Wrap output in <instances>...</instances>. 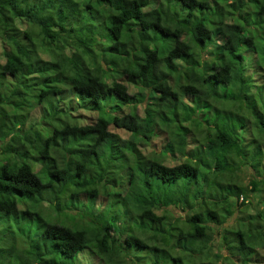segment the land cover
<instances>
[{
    "label": "trees",
    "instance_id": "16d2710c",
    "mask_svg": "<svg viewBox=\"0 0 264 264\" xmlns=\"http://www.w3.org/2000/svg\"><path fill=\"white\" fill-rule=\"evenodd\" d=\"M0 223V264H264V0H0Z\"/></svg>",
    "mask_w": 264,
    "mask_h": 264
},
{
    "label": "rangeland",
    "instance_id": "374dc122",
    "mask_svg": "<svg viewBox=\"0 0 264 264\" xmlns=\"http://www.w3.org/2000/svg\"><path fill=\"white\" fill-rule=\"evenodd\" d=\"M20 28H22V27H20ZM65 105H66V109L67 110H71V109H73L74 108V106H70V105H68L67 104V101L65 102ZM69 112H71V111H69ZM30 117H31V119H33V120H35L38 116H39V109H38V107H35V108H32L31 109V111H30ZM82 116H87V117H84V122L86 123V122H88V121H91V120H93V118H94V115L92 114H88V113H82ZM162 143V141H157V142H155L153 145H151V148L152 149H154V150H158L159 149V146H160V144ZM148 150H149V148H148ZM146 152H148V151H146ZM165 163L167 164V165H173L174 164V160H166L165 161ZM242 180H246L245 178L244 179H242ZM124 189H120L119 187H116L117 189L119 188V190H117L118 192H119V194L121 195H124L125 194V191H129L128 190V188H125L124 186H122ZM124 201L125 200H127V196H126V198H124L123 199ZM123 202V201H122ZM43 204H44V210H42V211H40V213H38V216L37 217H39V219L41 220H45V216H51L52 214L53 215H56L57 217L59 216V221H58V223H61V224H64V221H67V217H65V214L64 213H62L61 214V212H52L51 210H49L48 211V208L46 207L47 206V203L46 202H43ZM122 205H123V203H122ZM180 206H181V204H180ZM246 206H248V205H246ZM254 205H252V206H248L247 207V210L245 211V212H248V213H251L252 212V210H251V207H253ZM124 207V205L121 207V210L123 211V210H125V208H123ZM182 207V206H181ZM21 208V207H20ZM235 207H233L232 209H234ZM240 208H242V207H240ZM21 210H23L22 208H21ZM172 212H173V214H174V216L176 217V216H178V215H180L181 213L177 210V209H174V208H171L170 209ZM120 213L121 214H123L121 211H120ZM172 217V216H171ZM170 217V218H171ZM127 219H128V217H127ZM135 219L137 220L138 218L137 217H135ZM121 221H125V219H123V220H121ZM138 221V220H137ZM2 223V222H1ZM1 223H0V229H2L4 226H2L1 225ZM13 229L16 231L17 229H16V224H15V221L13 222ZM15 233V232H14ZM85 256H86V253H85V251H82L80 254H79V260L80 261H82V260H84L85 259ZM87 264H93V262L91 263V261H87Z\"/></svg>",
    "mask_w": 264,
    "mask_h": 264
},
{
    "label": "clouds",
    "instance_id": "9594fccd",
    "mask_svg": "<svg viewBox=\"0 0 264 264\" xmlns=\"http://www.w3.org/2000/svg\"><path fill=\"white\" fill-rule=\"evenodd\" d=\"M241 199V198H240Z\"/></svg>",
    "mask_w": 264,
    "mask_h": 264
}]
</instances>
